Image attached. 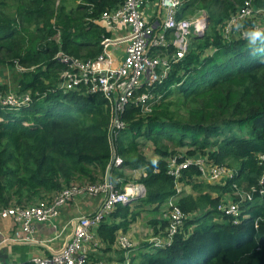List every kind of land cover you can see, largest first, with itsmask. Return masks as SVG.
Returning a JSON list of instances; mask_svg holds the SVG:
<instances>
[{"label":"trees","instance_id":"1","mask_svg":"<svg viewBox=\"0 0 264 264\" xmlns=\"http://www.w3.org/2000/svg\"><path fill=\"white\" fill-rule=\"evenodd\" d=\"M123 1L0 0V69L13 70L12 89L33 99L19 110L0 108V208L51 201L74 181L103 183L115 154L122 163L110 171L114 190L131 182L126 168L143 167L136 181L144 195L117 204L100 221L94 236L103 247L90 253L91 261L116 246V236L128 231L142 209L164 213L175 196L185 218L173 242L132 250L130 264H264V162L258 156L264 155V62L249 55L245 39L227 42L221 34L245 0L182 2L177 18L207 12L203 36L191 39L184 58L156 85L161 98L151 112L142 114L129 103L120 116L123 128L112 134L110 105L100 94L56 88L63 64L55 55L96 57L110 32L91 19ZM0 88L7 87L0 82ZM171 158H200L232 172L210 182L198 178L199 167L191 164L176 180L168 170ZM240 183L250 199L236 195ZM224 200L238 203L237 223L217 209ZM150 223L157 234L168 224L161 213ZM88 246L95 248L93 242ZM115 249L122 262L123 250ZM29 253L25 244L3 246L0 261L36 264Z\"/></svg>","mask_w":264,"mask_h":264},{"label":"built area","instance_id":"2","mask_svg":"<svg viewBox=\"0 0 264 264\" xmlns=\"http://www.w3.org/2000/svg\"><path fill=\"white\" fill-rule=\"evenodd\" d=\"M183 1L124 0L116 8L102 12L97 20L91 19L103 25L110 32V36L102 37L101 51L94 58L77 59L58 52L55 59L63 64V69L59 73L56 88L63 92L100 94L110 105L112 134L115 129L123 128L124 124L120 116L129 103L137 105L142 114L150 113L153 104L161 98V93L154 92V88L167 78L172 65L184 58L191 39L203 36L208 24V14L204 9L177 18V10ZM256 24L264 26V4L257 5L253 0H245L225 20L221 34L227 42L244 39V31ZM16 70L24 71L25 68L16 66ZM32 101L29 92L14 91L12 86L5 90L0 88V108L3 110H19L28 107ZM258 156L260 162H264V155ZM121 163L122 159L116 155L113 166H120ZM191 164L198 165L199 178L210 182L232 172L222 167L207 166L200 158H185L180 162L171 158L168 162V170L178 180L181 171ZM130 170L135 171L132 168ZM144 172L142 168V176ZM127 185L120 192L114 190L113 186L105 181L71 185L51 201L39 200L23 207L0 208V221L11 219L17 224L14 236L5 238L1 242L8 240L23 244L45 243L44 240L32 237L34 223L49 222L54 219L58 214V208L70 201L75 194H103L102 204L97 210L77 215L70 220V222L74 221L75 228L70 240L64 246L46 255H31L28 259L36 264H115L114 260L107 261L104 258L91 261L86 244L93 242L95 248H102L103 244L94 236L100 221L109 215L117 204H128L133 198L144 195L141 184ZM236 188L238 191L236 195L241 200L250 199L249 192ZM179 192L181 187L177 186L176 193ZM261 192L264 193V189L260 190ZM164 207L163 216L168 224L163 233H154L145 239L143 245L146 247L169 246L183 225L185 216L176 206L175 196L168 198ZM217 209L225 216L232 217L234 223L238 222L241 215L237 202L224 200L219 202ZM115 247L123 250L124 260L120 261V264H130L129 257L133 245L128 235L119 233L116 236ZM9 264L21 263L14 258L9 260Z\"/></svg>","mask_w":264,"mask_h":264},{"label":"crops","instance_id":"3","mask_svg":"<svg viewBox=\"0 0 264 264\" xmlns=\"http://www.w3.org/2000/svg\"><path fill=\"white\" fill-rule=\"evenodd\" d=\"M149 145L145 147L147 155H150L151 153V149ZM142 168H132V169H135L134 172H132L130 168H126L125 175L129 177H132L135 174L140 176L142 175L141 173ZM137 198L139 197L133 198L128 204H133L137 200ZM102 201H103L102 194H96V195H91L88 193L75 194L72 197V199H70V201H68L64 205H61L58 208V214L54 219L50 220L49 222L34 223L33 225L34 230H33L32 237L38 240H44L45 243H40V244L26 243L25 245L29 246V252H30L29 256L46 255L64 246L70 240L71 235L75 228L74 221L70 222V220L80 214L92 213L93 211L97 210L101 206ZM146 210L148 211L147 214L153 213V215L152 214L149 215L150 219L159 218V214L160 213L163 214L162 211H158L156 214L153 211H150L151 209L149 207H147ZM145 213L146 212L141 213V214H145ZM150 219L147 225L149 226L148 229L150 231L148 232V229H146V232L148 233L146 235L141 234L142 237H144V238L141 237V239L147 238L148 235H150V233L154 234V229H153L152 224L150 223ZM133 225L131 224L130 227ZM16 228H17V224H15L11 219L1 220L0 221V243H2L1 241L4 240L5 238L13 237L14 230ZM125 234H128V233H125ZM141 235H139V237ZM12 244L24 245L23 243H18V242H14V243L7 242L3 246H8ZM3 246H0V247H3ZM86 246L89 250V256H90V253L97 251L95 250L96 248L89 247L88 243L86 244ZM138 247L141 248V250L143 251L147 249L146 246H144L143 244H140L138 246H134L133 251H136ZM115 250L116 249L114 248L112 249V251L105 252L102 257L106 259L107 261L114 260L115 264H120V260H119L120 254L116 252ZM110 253H116L118 256L112 257Z\"/></svg>","mask_w":264,"mask_h":264},{"label":"rangeland","instance_id":"4","mask_svg":"<svg viewBox=\"0 0 264 264\" xmlns=\"http://www.w3.org/2000/svg\"><path fill=\"white\" fill-rule=\"evenodd\" d=\"M13 73H14V71L13 70H10L8 68H2L0 70V82L3 85L7 86V88H11V86H12V80L14 78L13 77L14 76ZM104 178H105V176H104ZM138 178H139V175H136V174L133 175L131 177V182H129L128 185L129 184L137 183L136 180ZM87 183H88L87 181H74L73 186H77V185H81V184H87ZM237 187H238V190H243V184L242 183H240L239 185H237ZM37 201H39V200H37ZM140 212L141 213L146 212V213L145 214H141L140 213V215H138L137 218L135 219V221L132 223V225L133 224L134 225L131 226V227H129L128 231L126 232V233H128L127 235H128V237H129V239L131 241V244L133 245V248H134V246H138L140 244H143L145 242V239L146 238L145 239H141V237H142L141 234L146 235L150 231L148 229L149 226H147V225H148L149 219H150L149 215L150 214L153 215V213H148L147 214L148 211L146 210V208L145 209H142ZM146 229H148V232H146ZM151 234L152 233H150V235ZM139 235H141V236L139 237ZM150 235H148V236H150ZM142 238H144V237H142ZM8 246L10 247V245H8ZM112 248L114 249V246H112ZM110 254L112 255V257L118 256L116 253H110ZM130 254H132V251L130 252Z\"/></svg>","mask_w":264,"mask_h":264},{"label":"clouds","instance_id":"5","mask_svg":"<svg viewBox=\"0 0 264 264\" xmlns=\"http://www.w3.org/2000/svg\"><path fill=\"white\" fill-rule=\"evenodd\" d=\"M243 37L247 42V51L253 58H261L264 62V26L253 25L244 31Z\"/></svg>","mask_w":264,"mask_h":264},{"label":"water","instance_id":"6","mask_svg":"<svg viewBox=\"0 0 264 264\" xmlns=\"http://www.w3.org/2000/svg\"><path fill=\"white\" fill-rule=\"evenodd\" d=\"M113 130V127L111 128V131ZM115 154H113L112 155V158H111V161H110V163H109V165L107 166V168H106V171H105V178H104V181L106 182V183H110V180H109V176H110V171H111V168H112V166H113V160H114V158H115ZM14 243V242H9L8 240L7 241H4V242H2V243H0V246H3L5 243Z\"/></svg>","mask_w":264,"mask_h":264}]
</instances>
